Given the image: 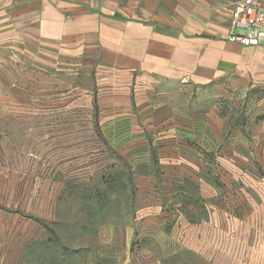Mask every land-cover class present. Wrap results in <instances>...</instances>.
<instances>
[{
	"label": "rangeland",
	"instance_id": "obj_1",
	"mask_svg": "<svg viewBox=\"0 0 264 264\" xmlns=\"http://www.w3.org/2000/svg\"><path fill=\"white\" fill-rule=\"evenodd\" d=\"M28 88L14 102L11 79L4 86L2 107L21 114L0 127V264H264V237L242 223L264 202L252 194L264 188V86L159 87L157 120L175 134L157 142L174 147L178 131L190 149L158 166L138 163L142 151L101 148L88 124L74 135L84 144L46 133L43 118L35 129L29 111L45 102Z\"/></svg>",
	"mask_w": 264,
	"mask_h": 264
},
{
	"label": "crops",
	"instance_id": "obj_2",
	"mask_svg": "<svg viewBox=\"0 0 264 264\" xmlns=\"http://www.w3.org/2000/svg\"><path fill=\"white\" fill-rule=\"evenodd\" d=\"M237 1L0 0V127L21 114L2 107L11 79L14 102L21 97L22 82L30 101L45 102L39 113L29 111L35 129L43 118L46 133L58 127L69 142L84 144L74 135H84L88 124L100 136L101 148L124 156L129 152V157L142 151L138 163L158 166L173 157L183 162L180 149L190 146L179 140L178 131L174 147L157 142L156 135L175 132L157 120L159 87L217 80L264 86V40L258 47L227 41ZM22 69L30 71L27 83L21 80ZM38 78L46 86L43 94ZM262 191L253 189V197L264 198ZM253 208L254 215L242 223L264 237V202Z\"/></svg>",
	"mask_w": 264,
	"mask_h": 264
},
{
	"label": "built area",
	"instance_id": "obj_3",
	"mask_svg": "<svg viewBox=\"0 0 264 264\" xmlns=\"http://www.w3.org/2000/svg\"><path fill=\"white\" fill-rule=\"evenodd\" d=\"M227 41L242 47H258L264 40L263 0H238L232 10Z\"/></svg>",
	"mask_w": 264,
	"mask_h": 264
}]
</instances>
